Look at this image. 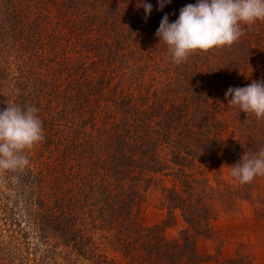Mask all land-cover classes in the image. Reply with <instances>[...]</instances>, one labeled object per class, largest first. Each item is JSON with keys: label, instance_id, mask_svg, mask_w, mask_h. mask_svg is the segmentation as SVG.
I'll list each match as a JSON object with an SVG mask.
<instances>
[{"label": "rangeland", "instance_id": "rangeland-1", "mask_svg": "<svg viewBox=\"0 0 264 264\" xmlns=\"http://www.w3.org/2000/svg\"><path fill=\"white\" fill-rule=\"evenodd\" d=\"M93 3L89 10L79 11L78 6L67 9L65 0H0V110L8 104H19L23 96L29 101L35 97L33 100L37 102L40 98L51 100L49 104L56 118L47 119L42 125L44 131L50 132L49 139L37 144V153L32 149L26 154L28 166L0 174L3 206H0V264H96L95 257L79 255L65 245L55 230L47 233L50 238L47 237V228L55 222L43 214L61 197L64 201L68 194L62 209L70 213L77 211L79 218L90 221V225L96 222L93 226L101 229L97 225L100 222L91 217L96 209L95 192L103 188L111 190L110 199L118 209L131 211L134 226L128 231L130 237L139 227L163 225L164 239H177L186 225L177 209L169 210L163 190L178 185V179L170 176L175 171L171 155L178 148L195 150L196 153L184 159L185 170L195 175V181L198 177L206 179L211 187L208 205L214 216L209 223V235L197 242V251L207 258L199 264H264V177L257 176L251 183L241 184L230 176L233 163L225 159L226 144L235 143L234 148L246 150L243 155L258 153L259 143L264 149V121L242 115L238 108L228 106L226 92H222L227 83L236 88L253 81L264 82V22L244 26V34L231 46L213 48L209 53L198 51L177 65L155 33L165 14L170 23L174 22L179 10L195 4L196 0H171L162 10H157V0H95ZM141 3L152 5L147 17ZM46 9L47 15H51L48 18L52 19L49 28L56 31L54 35H46L48 24L40 27ZM7 13L19 14L12 25H5ZM63 49L68 53H63ZM17 52L21 55L19 64L25 65L19 68L23 83L10 65L11 56ZM101 52L102 68L108 73L98 80L100 69L96 70L94 63L92 68L88 63L85 65L82 58L91 55L96 61L95 53ZM206 64L212 65V72ZM210 83L214 84L213 93ZM203 86L204 96L212 100L209 107L187 91L190 87ZM174 100L188 107L183 109L188 123L183 121V126L174 128L171 135L174 140L182 135L184 141L167 138L154 142L155 166L147 168V164L139 162L133 167L131 161H122L118 168L113 164V171H109L105 165L111 152L114 151V158L120 151L129 153L130 148H123L122 137L111 134L126 127L119 120L125 108L134 107L130 121L138 122L141 114L149 110L150 114L156 107L168 110ZM115 105L121 109H115ZM151 126L155 131L163 129L165 124L155 121ZM258 127H261L259 132ZM249 130L263 134L259 142L254 140L250 144L244 140ZM211 131L218 146H212V152L204 154L205 149L196 146ZM85 137L90 142L87 153L79 159L74 148L70 149L71 158H67V147L73 148L69 139L78 145L85 143ZM79 188L88 191L80 198L83 205L76 204ZM194 189L198 193L199 185ZM41 202H46L44 207L37 208ZM90 231L96 232L95 241L106 236L114 242L115 251L105 254L114 258L115 264L141 263L140 256L145 253L128 255L123 247H117L121 237H107L108 225L102 231ZM124 234L121 233L123 238Z\"/></svg>", "mask_w": 264, "mask_h": 264}, {"label": "trees", "instance_id": "trees-1", "mask_svg": "<svg viewBox=\"0 0 264 264\" xmlns=\"http://www.w3.org/2000/svg\"><path fill=\"white\" fill-rule=\"evenodd\" d=\"M67 7H76L78 6L77 10L79 11H86L89 10V7L94 6L93 1L95 0H65ZM64 6H62L63 8ZM69 7L67 9H69ZM113 9H116V6H112ZM48 10H45L46 16H42L40 13L38 15H41L42 24L40 27L44 25L46 27L45 33L47 34H55L56 31L53 28H49V24L52 23V19L50 20L48 17H51V15H47ZM9 16L5 19V25L9 23V25H12L13 22H16V18H18L19 14L17 13H7ZM44 17V18H43ZM39 24V22H38ZM83 29V20L80 24ZM86 26V24H85ZM48 35V37H49ZM52 35V36H53ZM50 36V38L52 37ZM210 50L207 51L209 53ZM12 52V54H14ZM63 53L67 54L68 51L65 49L62 50ZM97 60L93 61L91 55L84 56L82 58V62L88 63L89 66L92 68L93 63L97 66L96 70H99L98 74V80H101V77L105 76L108 71L106 68H102L104 66V63L102 61L103 53L97 54L95 53ZM20 54H15V56H11L10 65H13V71L17 74L18 80H22L23 76L21 75L20 67L24 68V64L20 63ZM100 61H99V60ZM102 61V62H101ZM61 62V61H60ZM61 65V63L59 64ZM208 67L207 69L212 72V65L206 64ZM1 75V74H0ZM227 75V71L224 70V76ZM15 76V75H14ZM16 78V79H17ZM200 78V77H199ZM34 78H31L33 80ZM24 80V79H23ZM23 80L21 83H23ZM261 81V80H258ZM262 82V81H261ZM214 83V82H212ZM210 83L211 85V93H213L212 89L214 84ZM230 87H232V84H226L225 88L222 92H226ZM188 92H191L192 96L198 99L204 100L205 106L209 107L210 104V96L205 97V89L203 87L198 88H189L187 90ZM203 95V97H202ZM35 97L32 98V101H29V98L26 96H23L21 99L19 105L21 106H27L30 104L31 106L33 104H37L38 113L37 115L42 121V125L46 123L51 118H55V116L52 114L53 108L51 103V100L49 102L44 101L42 98H40V101L37 102V100H33ZM215 98V96H214ZM39 99V98H38ZM212 101V100H211ZM147 102V100L143 101V104ZM17 104V103H16ZM129 107V108H128ZM115 109H121L119 105H115ZM188 108L184 106L183 103H176L175 100L172 103V105L169 107L168 110H164L162 107H156L152 113L148 114L150 112H146L144 114L140 115V120L138 122H131L130 119L132 115H130V111L134 109L131 105H128L125 110L123 111L124 115L119 119L120 122L125 123L126 127L124 130L120 132H111L113 135H119V137H122V141L124 143L123 148H130L129 153L126 155V153L120 151L119 156L114 158V151L111 152V155L109 156V160L107 161V164L105 166L108 167L109 171H113L112 165L114 164L116 168H118V164L122 161H131L133 167L138 165L139 162H143L144 164H147L146 167L150 168V165L155 166L157 164L156 158H155V149L153 147V143L163 139L169 140L172 139V130L174 128H179L183 126V121H185V124L188 123V116L183 113V109ZM121 114V113H120ZM242 115H246L242 112ZM56 119V118H55ZM125 120V121H123ZM155 121H158L159 124H165V127L163 129H156L154 131V128L151 126L152 123ZM216 118H213V124H216ZM184 124V125H185ZM173 126V127H172ZM112 130V129H111ZM261 130V127L257 128V131L259 132ZM119 131V130H118ZM248 133L245 134L244 140H247L252 144L254 140L259 142L262 137V133L257 134L256 132L249 130ZM49 131L43 130V135L45 137L44 140L49 139ZM179 135V134H178ZM212 131L209 134H206V136L201 141V144H197L196 148L200 149V146L205 149V153L212 152V149H214L212 146H218V142L213 138ZM82 138L79 140L81 141ZM105 140V139H104ZM174 140V137L173 139ZM174 141H184V138L182 135H179L176 137ZM84 144H72V138L69 139V145H73V148L67 147V158H71V152L70 149L77 148L75 150L76 155H78L79 159L83 157L85 153H87L86 147L90 146L89 139L85 137ZM103 143V142H102ZM100 143V144H102ZM99 144V145H100ZM105 144V142H104ZM212 147V148H205L204 146ZM235 143L226 144V150H225V159L229 163H233L234 165L235 161H240L241 156L246 150H241L240 148L236 147L234 148ZM262 144L259 143L258 148L261 150ZM37 145L33 149H35L36 152ZM90 148V147H89ZM182 148H178V150L175 151L174 155H171L170 162L172 163L171 166H173L175 171L172 175L178 179V185L172 186L170 188H164L165 193V200L167 202V205L169 206V210H178L181 213V217L183 218V221L186 225V228L181 231L180 236L177 239L167 241L163 237V232L165 229V226H154L151 228H145V227H139L140 229H136L138 232L136 234L133 233V238L128 235L129 229L134 226L132 224V213L130 210H120L116 207L115 201L110 199V192L111 190H103L101 192H95V196L93 197L96 209L94 215L91 217L94 221L100 222V224H97L98 226L101 225V229L98 228V230L92 225L89 224L90 221L85 219L79 218V214L75 210H72L71 213L67 211L66 209H62V202L68 201V194L66 196V199L63 201V197L60 198V200L56 201L57 203L52 205L50 207V211H47V213H44L43 216H50L51 220H54V224H51L47 230L46 235L50 238L49 233L52 230H55L57 232V235H60L62 239H64V244L68 247H71L75 249L76 253L79 255L94 259L96 258L97 262L96 264L105 263V264H115L114 258H109L108 254H105L108 251H115L116 246L114 247V242L107 240L106 236H101L102 241H95V233L90 230L95 231H102L107 225L109 229V233L107 234V237L111 238H119L121 237L120 244L117 247H120L124 249V251L129 255L131 252H134V254L137 255L138 252L145 253V255L140 256V264H199L201 261L207 258H203L197 251V242L199 238L207 237L210 233V221L213 219L214 212L212 207L208 205V202L210 201V192L211 187L207 184V180L198 177L195 181L194 174H187L185 167L183 165L184 159L189 158L193 155V153H196L194 149H185V151L181 150ZM82 150V151H79ZM30 153V151L26 152ZM154 154V156H153ZM66 158V156H65ZM153 163V164H151ZM238 163V162H237ZM36 165V163H35ZM139 168V167H138ZM138 170V169H137ZM136 170V171H137ZM159 171V170H158ZM155 173V172H153ZM82 177H79L78 179H81ZM199 185L200 190L199 192H195L194 186ZM93 190V189H92ZM88 193L87 189L82 188L78 189L76 191L75 196H77V203H82L83 201L80 199L83 194ZM222 196H218L220 198ZM47 202V201H46ZM46 202H41L37 208H43ZM93 204V205H95ZM83 205V203H82ZM3 207L2 205H0ZM48 218V217H45ZM63 220H62V219ZM89 219V220H91ZM127 222L125 224L124 222ZM109 225H111L109 227ZM125 225V226H124ZM91 226V227H90ZM132 230V229H131ZM140 231V232H139ZM124 234V238L121 236V233ZM119 233V234H118ZM114 234V235H113ZM105 235V234H104ZM55 236V239H56ZM118 243V242H117ZM123 251V252H124ZM101 252H104L103 254H100ZM126 254V255H127ZM150 254L153 256L151 257ZM148 255V256H147ZM136 261V259H134ZM133 262L129 261L128 264Z\"/></svg>", "mask_w": 264, "mask_h": 264}, {"label": "clouds", "instance_id": "clouds-1", "mask_svg": "<svg viewBox=\"0 0 264 264\" xmlns=\"http://www.w3.org/2000/svg\"><path fill=\"white\" fill-rule=\"evenodd\" d=\"M171 0H157L162 10ZM145 16L152 11L150 3H141ZM264 22V0H196L179 10L174 22L165 14L156 30L159 42L167 46L173 63L180 65L196 52L231 46L244 34V26ZM231 97V99H228ZM225 98L228 106L239 113L252 115L264 121V82L253 81L245 87H230ZM34 106L8 104L0 110V174L24 169L29 164L27 151L42 142V121ZM230 176L239 183H251L264 177V149L258 153L244 154L240 161L230 166Z\"/></svg>", "mask_w": 264, "mask_h": 264}]
</instances>
